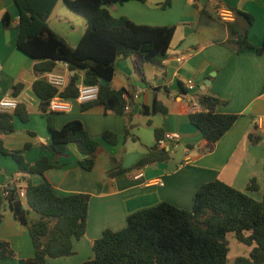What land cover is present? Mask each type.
Segmentation results:
<instances>
[{
  "label": "crops",
  "instance_id": "1",
  "mask_svg": "<svg viewBox=\"0 0 264 264\" xmlns=\"http://www.w3.org/2000/svg\"><path fill=\"white\" fill-rule=\"evenodd\" d=\"M164 1L128 0L107 6L113 16H126L139 25L176 27L162 71L142 63L137 55L117 60L111 86L131 97L128 98L132 118L128 119L126 115L106 112L102 105L82 110L83 105L75 101L68 113L42 111L33 84L38 79L45 80L44 72L36 73L37 60L18 49L17 28L3 27V14L8 12L16 23L18 9L13 0H0V98L15 96L23 105L21 111L28 112L27 121L15 116L14 132L0 134V147L20 150L29 144L24 153L27 162L46 156L50 163L57 164L45 171L44 176L30 175L33 183L47 179L57 194L90 195L86 233L80 240H74V253L48 258L47 264H80L92 259L93 241L106 229L124 228L127 217L137 211L162 202L191 210L198 188L211 181L220 180L246 191L250 180L255 179L262 195L264 122L261 124L259 118H264V52L258 54L254 48L236 52L234 45L228 42L233 37L229 27L242 30L246 27L245 18L235 14L234 21L224 22L217 9L227 7L234 13L241 11L251 15L253 22L247 37L257 48L264 43V0H172L169 7L162 8L160 4ZM62 4L65 3L60 0L51 14L50 27L74 47L87 21L82 15L64 9ZM52 72L69 77L76 75V84L83 82L85 73L82 69L70 70L64 62H58ZM189 78L196 84L192 91L185 86ZM17 84L22 87L14 95L13 87ZM135 94L139 97L133 98ZM204 96L222 101L216 112L238 115L234 125L215 143L204 139L190 121L191 98L200 100ZM156 106L164 108L165 112H154ZM75 119L83 123L99 144L91 171L79 166L85 156L74 143L68 144L64 154L57 157L43 149L51 140L49 121L60 129ZM128 125L131 136L126 138ZM156 129L163 134H176L177 140L168 150L169 160L143 163L148 148L156 143ZM105 131L118 137L116 145L104 140ZM250 133L260 134L261 142L251 144ZM111 156L121 157L125 173L115 177L108 175ZM138 170L143 171V176L136 177ZM5 175L20 176L17 163L0 153V181ZM0 205V242H8L15 253L12 258H0V264H19L20 259L34 257L28 228L4 202ZM40 217L32 210L27 215L30 223ZM228 241V264H236L239 256L248 257L255 246L240 243L233 233L228 234Z\"/></svg>",
  "mask_w": 264,
  "mask_h": 264
},
{
  "label": "trees",
  "instance_id": "2",
  "mask_svg": "<svg viewBox=\"0 0 264 264\" xmlns=\"http://www.w3.org/2000/svg\"><path fill=\"white\" fill-rule=\"evenodd\" d=\"M13 1L18 9V21L14 23L9 13L5 12L2 24L6 29L17 28V47L37 60L34 66L36 73L52 71L58 62L66 63L70 70L82 69L85 84L99 85L98 99L83 105L82 110L102 105L106 112L132 118L131 111H125L130 96L125 95L124 90L111 86L116 62L120 58L137 55L142 63H149L162 71L176 31L174 25H139L126 16H113L107 9L113 3L128 0H63L70 10L84 16L87 21L81 39L72 47L50 27V16L60 0ZM171 3L172 0H165L160 6L167 8ZM235 14L244 16L246 27L238 30L230 25L233 37L228 42L234 45L236 52L254 48L262 54L264 43L256 48L247 37L252 16L241 11ZM103 78L108 81L106 85L101 83ZM76 82L77 76H70L67 86L59 91L46 80L35 81L33 90L40 98L42 111L47 110L50 99L58 92L65 98L77 96ZM21 87L19 84L13 87L14 95ZM200 101L208 111L191 114L190 121L204 139L215 143L234 125L238 115L216 112L217 105L222 102L217 98L204 96ZM21 106L19 104L11 112H0V134L15 131V116L22 121L28 120V112H22ZM157 111L165 112V109L156 106L154 112ZM48 130L51 140L43 145L45 151L61 156L67 145L74 143L85 156L79 161V166L87 171L94 168L99 144L91 138L80 120L69 121L60 129L54 128L49 121ZM154 135L156 141L164 136L159 129L154 131ZM125 136H131L130 125ZM248 137L253 145L262 139L256 133H250ZM103 138L112 145L118 143V137L110 131H105ZM29 146L26 144L20 150L0 147V153L10 156L17 163L20 178L26 183V202L15 193L9 200L15 218L28 228L35 251L34 257L20 259L19 264H47L48 258H61L74 253V240H80L86 233L90 195L57 194L47 179L33 183L30 175L44 176L45 171L57 164L50 163L46 156L33 163L27 162L24 153ZM169 158V152L155 143L148 148L143 163L165 162ZM126 171L121 157H110L108 175L115 177ZM250 191H260L255 179L250 180L246 191L215 180L198 188L191 210L162 202L132 213L127 217L124 228L104 230L101 237L93 241L94 257L80 264H228L230 233L240 243L248 246L255 244L248 257L235 259L236 264H264V189L261 200L249 196L247 192ZM29 210L38 213L40 219L30 223L27 218ZM14 255L8 242H0V258H12Z\"/></svg>",
  "mask_w": 264,
  "mask_h": 264
},
{
  "label": "built area",
  "instance_id": "3",
  "mask_svg": "<svg viewBox=\"0 0 264 264\" xmlns=\"http://www.w3.org/2000/svg\"><path fill=\"white\" fill-rule=\"evenodd\" d=\"M217 14L224 22H231L235 19V13L227 7H219L217 9ZM43 76L48 83L58 88L59 91H62L67 86L70 79L69 76L56 74L52 71L44 72ZM185 86L189 91L194 90L196 87L194 79H187ZM76 87L78 89L77 96L73 98H65L60 94V92H58L50 99L47 109L53 113H68L72 109V101H75L80 105H84L95 102L98 99L99 85L79 82L76 84ZM138 97V94L133 96V98ZM127 100L128 103L125 107V111H130V99L127 98ZM19 104L20 101L17 97L11 95L3 96L0 98V112L4 113L14 111ZM189 110L191 114H196L200 112H206L208 111V108L203 103H201L200 100L191 98ZM259 122L262 124L264 122V118L260 117ZM176 140V134L167 133L156 141V145L160 149H166L168 151L170 147L176 142ZM141 176H143V171L138 170L136 177ZM160 184H162V182H160ZM14 193L17 194L19 199L25 203L27 199L26 183L20 178V176L5 175L3 181H0V201L2 200V202H4L7 207H10L9 200Z\"/></svg>",
  "mask_w": 264,
  "mask_h": 264
},
{
  "label": "rangeland",
  "instance_id": "4",
  "mask_svg": "<svg viewBox=\"0 0 264 264\" xmlns=\"http://www.w3.org/2000/svg\"><path fill=\"white\" fill-rule=\"evenodd\" d=\"M62 5H63L64 9H67L68 11H72V10H70V8H68L66 6V4H62ZM71 13H74V12H71ZM75 15H78V14H75ZM79 17H82V16H79ZM247 193L249 194V196H251V197H253V198L257 199V200H261V198H262L261 191H258V192L250 191V192H247Z\"/></svg>",
  "mask_w": 264,
  "mask_h": 264
},
{
  "label": "water",
  "instance_id": "5",
  "mask_svg": "<svg viewBox=\"0 0 264 264\" xmlns=\"http://www.w3.org/2000/svg\"><path fill=\"white\" fill-rule=\"evenodd\" d=\"M211 76H212V75H211ZM101 83H102L103 85H106V84L108 83V81H107L106 79L103 78V79L101 80ZM209 83H210L209 80L205 81V84L208 85ZM160 165H162V164H160Z\"/></svg>",
  "mask_w": 264,
  "mask_h": 264
}]
</instances>
